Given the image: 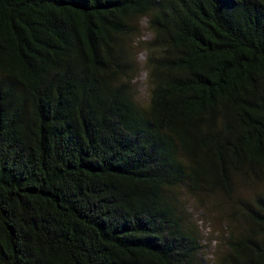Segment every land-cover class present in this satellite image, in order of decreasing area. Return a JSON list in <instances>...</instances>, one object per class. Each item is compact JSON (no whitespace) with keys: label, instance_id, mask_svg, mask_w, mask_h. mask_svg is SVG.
<instances>
[{"label":"trees","instance_id":"trees-1","mask_svg":"<svg viewBox=\"0 0 264 264\" xmlns=\"http://www.w3.org/2000/svg\"><path fill=\"white\" fill-rule=\"evenodd\" d=\"M238 181L264 264V0H0V264H204L182 192Z\"/></svg>","mask_w":264,"mask_h":264},{"label":"rangeland","instance_id":"rangeland-1","mask_svg":"<svg viewBox=\"0 0 264 264\" xmlns=\"http://www.w3.org/2000/svg\"><path fill=\"white\" fill-rule=\"evenodd\" d=\"M152 33L146 19L139 21L130 39L126 41L132 62V79L134 93L144 104L148 100V70L146 61L149 55L148 43ZM231 195H221L201 191L189 195L183 191L182 203L190 223L195 226L202 245L200 252L204 264H220L228 248V238L232 231L241 232L246 228L244 205L262 188L259 183L238 181Z\"/></svg>","mask_w":264,"mask_h":264}]
</instances>
